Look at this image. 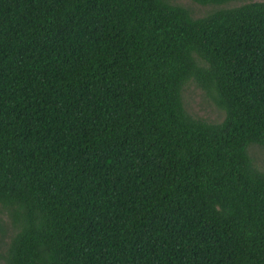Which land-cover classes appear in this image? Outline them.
Instances as JSON below:
<instances>
[{
	"label": "trees",
	"instance_id": "16d2710c",
	"mask_svg": "<svg viewBox=\"0 0 264 264\" xmlns=\"http://www.w3.org/2000/svg\"><path fill=\"white\" fill-rule=\"evenodd\" d=\"M252 145L264 0H0V264H264Z\"/></svg>",
	"mask_w": 264,
	"mask_h": 264
},
{
	"label": "rangeland",
	"instance_id": "374dc122",
	"mask_svg": "<svg viewBox=\"0 0 264 264\" xmlns=\"http://www.w3.org/2000/svg\"><path fill=\"white\" fill-rule=\"evenodd\" d=\"M169 4L183 6L191 17H202L206 14L217 11L220 8H227L234 5H239L250 1H262V0H230L224 3H206L201 4L194 0H167ZM182 99L185 108L189 113L194 116L203 118L211 122H219L224 117V110L217 103L214 94L207 91L205 87L194 81L188 80L182 90ZM249 152L253 161L260 168H264V152L263 150L252 145L249 148ZM7 238L4 237V241ZM3 246V245H2Z\"/></svg>",
	"mask_w": 264,
	"mask_h": 264
}]
</instances>
